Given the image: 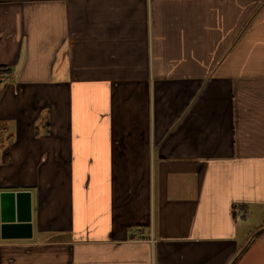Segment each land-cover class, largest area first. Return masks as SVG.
I'll return each instance as SVG.
<instances>
[{
	"label": "crops",
	"instance_id": "obj_1",
	"mask_svg": "<svg viewBox=\"0 0 264 264\" xmlns=\"http://www.w3.org/2000/svg\"><path fill=\"white\" fill-rule=\"evenodd\" d=\"M0 68V264H264V0H0Z\"/></svg>",
	"mask_w": 264,
	"mask_h": 264
},
{
	"label": "water",
	"instance_id": "obj_2",
	"mask_svg": "<svg viewBox=\"0 0 264 264\" xmlns=\"http://www.w3.org/2000/svg\"><path fill=\"white\" fill-rule=\"evenodd\" d=\"M0 205L1 238L4 240L30 239L33 235L30 193L2 192Z\"/></svg>",
	"mask_w": 264,
	"mask_h": 264
},
{
	"label": "trees",
	"instance_id": "obj_3",
	"mask_svg": "<svg viewBox=\"0 0 264 264\" xmlns=\"http://www.w3.org/2000/svg\"><path fill=\"white\" fill-rule=\"evenodd\" d=\"M0 73H4L7 74L8 70L4 69V68H0ZM262 232H259L257 235H260Z\"/></svg>",
	"mask_w": 264,
	"mask_h": 264
}]
</instances>
